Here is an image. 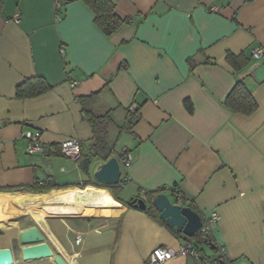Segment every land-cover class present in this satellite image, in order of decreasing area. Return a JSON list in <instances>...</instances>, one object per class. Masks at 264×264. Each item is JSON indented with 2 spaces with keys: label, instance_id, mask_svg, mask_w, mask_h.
Returning a JSON list of instances; mask_svg holds the SVG:
<instances>
[{
  "label": "crops",
  "instance_id": "obj_1",
  "mask_svg": "<svg viewBox=\"0 0 264 264\" xmlns=\"http://www.w3.org/2000/svg\"><path fill=\"white\" fill-rule=\"evenodd\" d=\"M0 1V250L12 264H54L23 259L20 234L32 227L68 264H146L155 248L177 252L186 245L127 205L147 204L152 191L176 204L174 188L204 222L216 213L217 251L199 245L164 264H264V0H110L125 22L108 36L81 0ZM227 53L248 64L235 71ZM37 77L50 91L17 98ZM236 81L257 103L252 115L224 105ZM91 95L85 109L110 118L109 158L131 157L118 200L80 165L102 161L79 101ZM28 132L41 153H26ZM67 139L80 142L78 163L59 151ZM45 183L55 189L30 190Z\"/></svg>",
  "mask_w": 264,
  "mask_h": 264
},
{
  "label": "trees",
  "instance_id": "obj_2",
  "mask_svg": "<svg viewBox=\"0 0 264 264\" xmlns=\"http://www.w3.org/2000/svg\"><path fill=\"white\" fill-rule=\"evenodd\" d=\"M91 12L93 13V19L95 25L103 32L105 36L111 35L120 28V26L125 22L121 18H118L115 14V6L110 0H81ZM2 4L0 1V10ZM1 13V11H0ZM225 61L233 68L235 71H239L248 64V60L242 56H234L232 53H227L225 57ZM193 67V66H192ZM50 91L49 86L40 78H33V79H26L23 84L18 86L15 90V95L19 99H26V98H36L46 92ZM94 96L91 95L86 98L80 99V103L83 105V112L86 116V120L89 122L90 127L93 129V140L94 143L91 146V155L92 157H100L102 160H107L110 157V150L108 148L107 138V126L110 122L109 115H95L90 110L85 109V103ZM224 100V105L227 109L236 112L244 117L252 115L257 110V103L255 102L254 97H252L250 91L248 90L247 86L244 85L241 81H236L234 83L233 89L227 94ZM188 110H191L190 107H187ZM133 123L131 119L127 118L125 128L127 130H131V126ZM123 180H120L119 184L111 187L100 186L95 184L96 187L99 188H109L112 192L114 200H118L117 193L121 188V184ZM84 186H87L84 185ZM52 189H55V185H50L49 183H45L40 188L33 187L30 190L36 193H45ZM159 193L152 191L147 192L146 201L147 205L143 212L149 215L152 219H156L159 223L163 226L167 227V229L173 234L176 239L180 240L186 246H190L191 250L195 252L196 248L200 245H205L208 247L212 254H215L217 251V246L212 243L211 236L208 233H202L199 231L198 233L194 234L191 238H187L181 233H177L174 228L169 227L164 222L160 221L158 212L155 211L154 207H152V200L156 197ZM171 196L175 199V203L182 205L183 207L190 208L195 210L192 206L191 202H188L187 198L184 197L180 193L177 188L171 190ZM127 205L129 207H133V205L128 202ZM264 206V205H263ZM134 208V207H133ZM202 224H204L203 219L201 220ZM264 242V237H263ZM196 253V252H195ZM200 259L205 262L204 264H227L223 257H216V259H205L199 256ZM207 260H210L207 261Z\"/></svg>",
  "mask_w": 264,
  "mask_h": 264
},
{
  "label": "water",
  "instance_id": "obj_3",
  "mask_svg": "<svg viewBox=\"0 0 264 264\" xmlns=\"http://www.w3.org/2000/svg\"><path fill=\"white\" fill-rule=\"evenodd\" d=\"M80 165L84 172L89 173L99 185L111 187L120 182L121 170L116 156L107 160L94 162L91 157H87L81 161ZM129 200L135 209L141 211L146 208L147 204L144 199L131 198ZM152 207L158 212L160 221L174 228L177 233L179 232L187 238H191L202 228V221L198 213L190 208L172 204L165 194H159L154 197L152 200ZM19 240L24 245L21 249V253L23 259L26 261L52 258L54 264H68L59 254L55 255L54 252L51 251L48 244L44 242L42 234L35 227L22 232ZM12 263L13 254L11 250H0V264Z\"/></svg>",
  "mask_w": 264,
  "mask_h": 264
},
{
  "label": "built area",
  "instance_id": "obj_4",
  "mask_svg": "<svg viewBox=\"0 0 264 264\" xmlns=\"http://www.w3.org/2000/svg\"><path fill=\"white\" fill-rule=\"evenodd\" d=\"M214 11H216V8H213ZM17 21V20H16ZM262 51L256 49L255 51L252 52V58H258L261 56ZM135 112L134 106L129 107L128 113L131 115ZM130 119V117H128ZM23 139L28 143L26 153L28 155L31 154H38L43 151V147L41 146L40 143V136L38 134H33L31 132L23 134ZM60 153L64 156L69 158L75 163H78L81 159V149H80V142L73 140V139H67L63 141L60 145L59 149ZM131 157L130 155L126 154L121 157L119 164L121 171L126 172L127 169L130 167L131 163ZM217 215L216 213L212 214L209 219H206L204 224H202L201 232L202 233H208L211 229V225L216 221ZM77 244L80 243V239L76 241ZM191 247L186 246V247H181L179 251H174L170 248H155L147 258V263L146 264H164L168 260H171L173 257L179 254H186V253H191Z\"/></svg>",
  "mask_w": 264,
  "mask_h": 264
}]
</instances>
